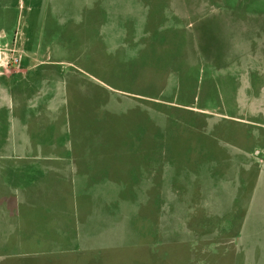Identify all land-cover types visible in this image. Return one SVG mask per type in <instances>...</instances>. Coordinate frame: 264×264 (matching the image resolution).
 Wrapping results in <instances>:
<instances>
[{"label":"rangeland","instance_id":"obj_1","mask_svg":"<svg viewBox=\"0 0 264 264\" xmlns=\"http://www.w3.org/2000/svg\"><path fill=\"white\" fill-rule=\"evenodd\" d=\"M15 54L0 264H264V0H0Z\"/></svg>","mask_w":264,"mask_h":264},{"label":"crops","instance_id":"obj_2","mask_svg":"<svg viewBox=\"0 0 264 264\" xmlns=\"http://www.w3.org/2000/svg\"><path fill=\"white\" fill-rule=\"evenodd\" d=\"M13 111H14V113H15V116L16 117H18L19 118V116H27V115H30L29 113H28V111H26L24 108H22V105H20V104H18L17 105V103L15 104V106L13 105ZM40 142H42V139L40 140ZM30 143H32L31 141H30ZM33 144V143H32ZM34 146L36 145V146H39V148L42 150L43 149V151H40V153H39V156H35L37 159H39V158H43L44 157V155L45 154H47V155H52V154H54V153H57L54 149V147H52L53 145H55V143H53L52 144V146L49 148L48 146H50L51 144H48V143H40V144H33ZM45 146V147H44ZM42 154V155H41ZM6 156V155H5ZM5 156H0V158H4ZM15 156H17V154L15 155ZM34 156L32 157L33 159H36Z\"/></svg>","mask_w":264,"mask_h":264},{"label":"built area","instance_id":"obj_3","mask_svg":"<svg viewBox=\"0 0 264 264\" xmlns=\"http://www.w3.org/2000/svg\"><path fill=\"white\" fill-rule=\"evenodd\" d=\"M19 61V57L15 54L13 56H11L10 58H7L5 55H3L1 57V62L0 64H5V65H8V64H11V63H17Z\"/></svg>","mask_w":264,"mask_h":264}]
</instances>
